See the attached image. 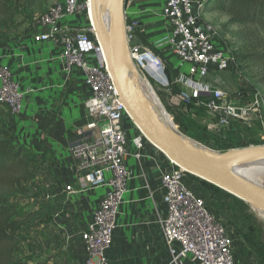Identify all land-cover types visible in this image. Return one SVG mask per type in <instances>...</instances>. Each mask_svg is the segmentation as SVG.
I'll use <instances>...</instances> for the list:
<instances>
[{
	"label": "crops",
	"instance_id": "1",
	"mask_svg": "<svg viewBox=\"0 0 264 264\" xmlns=\"http://www.w3.org/2000/svg\"><path fill=\"white\" fill-rule=\"evenodd\" d=\"M63 1L56 0L52 5ZM164 2L126 0L125 29L127 39L134 45L164 60L166 74L172 79L188 74L189 66L176 57L168 42L163 41L170 33V26L162 17ZM202 14L203 17L206 14L203 9ZM59 25L68 33L89 27L90 19L88 14L81 12L63 18ZM46 31L47 28L36 23L27 33L0 42V66L9 68L14 81L25 93L18 114L0 105V130L28 148L37 159L31 167L36 174L38 204L48 210L45 216L48 219L41 220L37 237L43 238L44 248L54 253L58 260L73 259L76 264H84L82 233L109 188L90 186L79 168L74 149L90 135L85 103L91 90L81 71L67 69L61 59L59 41L38 42L35 39ZM157 41L163 42L155 45ZM215 44L220 46L217 40ZM200 81L224 91L237 105H247L251 101L249 81L240 72L213 71ZM124 125L130 177L119 208L113 243L105 256L108 264H172L159 222L167 214L161 172L168 166L169 158L145 137L143 147L137 150L134 145L139 135L137 126L128 116L124 118ZM238 259V264H256L252 258ZM184 264L198 262L189 258Z\"/></svg>",
	"mask_w": 264,
	"mask_h": 264
},
{
	"label": "built area",
	"instance_id": "2",
	"mask_svg": "<svg viewBox=\"0 0 264 264\" xmlns=\"http://www.w3.org/2000/svg\"><path fill=\"white\" fill-rule=\"evenodd\" d=\"M204 2L165 0L162 9V17L170 26V33L163 41L168 42L176 57L189 66L188 74L175 77L174 82L182 86L178 96L185 105L205 106L221 130L230 129L234 122H239L259 126L264 134V98L261 89L254 88L249 82L248 91L252 92L250 103L237 105L224 91L200 81L213 71L225 72L237 67L232 51L223 46L213 25L204 19ZM81 12L88 14L89 27L64 32L59 22ZM37 24L47 28V31L35 39L38 42L59 41L62 46L61 59L67 69L77 68L81 71L91 90V96L85 103L90 135L74 149V154L90 186H106L109 190L82 233L84 264H108L105 251L113 243L119 208L130 177L124 125V118L128 114L120 101L104 50L92 25L90 0H65L52 5L40 16ZM129 28L132 32V28ZM215 40L220 46L215 44ZM163 41H157L155 45ZM127 55L142 75L147 74L164 89L171 88L173 83L166 74V64L162 58L150 50H142L129 38ZM24 97L25 93L14 81L9 68L0 66V104L7 106L12 114H18ZM137 129L139 135L134 139V145L140 150L145 136L138 126ZM168 160V166L161 172L167 214L159 222L172 264H184L189 258L198 264H238L237 248L240 242L233 224L197 193L192 186V174Z\"/></svg>",
	"mask_w": 264,
	"mask_h": 264
},
{
	"label": "trees",
	"instance_id": "3",
	"mask_svg": "<svg viewBox=\"0 0 264 264\" xmlns=\"http://www.w3.org/2000/svg\"><path fill=\"white\" fill-rule=\"evenodd\" d=\"M208 1V4L205 2L203 4L204 12L213 5L211 11L228 16L225 26H239L251 30L248 37H244L241 45L237 48L233 47L234 65L237 66L234 71L245 74L244 76L251 80L253 87L260 89L258 86H264V35H262L264 33V0ZM43 2L44 0H0L1 28L14 26L19 8L31 11L42 8ZM222 42L226 47L227 43ZM262 93L264 98V88ZM248 95L251 96L252 92L249 91ZM194 107L197 117L208 114L205 106L194 104ZM186 118L184 119L187 125L184 124L182 128L189 131L192 138L214 149L227 151L257 143L253 131L257 129V126L234 122L227 130H219L215 127L209 129L207 125H203L190 116ZM36 160L28 148L17 144L10 134L0 130V264H76L73 259H68L66 262L58 260L54 253L45 250L37 254L36 258L16 259L15 257L19 246L28 240L24 230L29 220L28 216L21 218L18 206L5 200L18 194L29 193L30 186H36V174L31 167ZM202 181L208 184L207 181ZM211 186L214 190L221 189L213 184ZM223 193L228 192L223 191ZM229 194L220 204L217 198L213 203L243 236L247 246L254 251L260 263L264 264V241L259 233V222L249 205ZM41 210L44 213L48 211L46 207H41Z\"/></svg>",
	"mask_w": 264,
	"mask_h": 264
},
{
	"label": "water",
	"instance_id": "4",
	"mask_svg": "<svg viewBox=\"0 0 264 264\" xmlns=\"http://www.w3.org/2000/svg\"><path fill=\"white\" fill-rule=\"evenodd\" d=\"M208 3L209 1L205 0V4ZM125 4L126 0L114 1L110 24L106 22L101 0H90V15L93 28L104 50L120 101L124 104L130 119L138 126L144 136L175 164L193 176L241 199L253 210L264 212V188L223 168L225 163L237 162L249 157L264 156V145L233 148L223 152L212 150L215 155H203L197 149L189 146L185 141L187 136L179 133L177 129H175L176 131L169 129L154 116L146 103L137 97L125 77L121 51L118 45L119 39L124 35L127 41L124 53L128 57Z\"/></svg>",
	"mask_w": 264,
	"mask_h": 264
},
{
	"label": "rangeland",
	"instance_id": "5",
	"mask_svg": "<svg viewBox=\"0 0 264 264\" xmlns=\"http://www.w3.org/2000/svg\"><path fill=\"white\" fill-rule=\"evenodd\" d=\"M55 2L56 0H50V1L44 0L43 2L44 5L42 6V8H35L31 11L19 8L17 15H16V19L14 21V26L3 27V28H1L0 26V42L9 41L20 35H23L24 33H27L30 28L34 27V25L37 23L40 16L45 14L48 11V9L52 6V4H54ZM213 7H214L213 5L209 6V9L206 12L204 17L206 21L209 22L211 25H213V27L215 28L219 41L220 42L224 41L225 44L227 43L226 48L233 51L234 48H237L239 45L243 43L244 37H248V34H250L251 30L249 28H243L239 26H225L228 16L224 14H220L217 11H211ZM262 35H264V33H262ZM142 78L143 79L145 78L146 81L151 85V87L154 89L155 93L158 95V98L160 100L159 102L154 97V94L149 95V93L147 92L148 94L147 97L149 98L148 101H149L150 107L153 110V112L164 121L172 120V122L175 124V127L179 133L192 138L189 135V131H185L182 128L184 124L187 125L186 116H190L196 119L197 121H199L200 123H202L203 125H207L209 129L215 127L221 130L219 126L217 125V122L213 116L206 113L205 116L203 115L201 117H197L195 115V110H194L196 106L194 107V104L185 105L181 101L178 94L180 93V89L182 86L176 84L174 82L175 80L174 78L170 79L173 84L171 85V88L169 89H164L160 87L147 74L142 75ZM246 78L251 83V80L248 77ZM258 87L261 90H263L264 88V86L262 85ZM256 128L258 130L256 129L253 131H254V138L257 140V143L252 144L248 147L264 145V134L260 130L259 126H257ZM207 147L212 150L218 151V152H223V151L214 149L210 146H207ZM240 148H245V147H240ZM191 182H192V186L197 191V193L206 199L207 203L211 206V208H213L214 210L220 213L217 206L214 205L213 201L215 198H217L218 203L220 204L222 199L226 197L227 194L229 193L224 194L223 189L214 190L213 188H211L212 187L211 184L209 183L207 184L206 182L198 179L195 176L191 177ZM30 187H31V192L26 193V194H18V195H15L14 197H11L5 200L6 202L13 203L14 205L18 206L21 218H26L28 216V220H29V224L25 227V230H24L26 232V236L28 237V240L19 246V249L15 254L16 259H24L27 257L36 258L37 254L41 253L42 250L49 252L47 249L44 248L45 246H43L44 244L43 238H41L40 240L37 237V234L39 233L40 227H41V224H40L41 220L42 221L47 220L48 216L45 217L46 213H44L41 210V205L38 204L37 187L34 185ZM238 200L242 201L241 199H238ZM251 210L259 222V233L261 235L262 240L264 241V218L259 215L257 210H253L252 208ZM237 234L239 236V242H240V246L237 248L238 257L252 258L254 259L256 264H261L260 260L258 259L257 255L254 253V251L251 250L247 246L243 236L238 231H237ZM62 261L64 262V260Z\"/></svg>",
	"mask_w": 264,
	"mask_h": 264
},
{
	"label": "bare ground",
	"instance_id": "6",
	"mask_svg": "<svg viewBox=\"0 0 264 264\" xmlns=\"http://www.w3.org/2000/svg\"><path fill=\"white\" fill-rule=\"evenodd\" d=\"M114 1L115 0H101L102 10H103L107 24H110V21H111ZM126 42L127 41L125 39V36L122 35L118 41V45L121 51L125 77L129 85L131 86L135 94L137 95V97L141 101L146 103V105L151 109L149 101H148L149 98L147 97L148 96L147 92L149 93V95L154 94V97L159 102L160 100L158 98V95L155 93L154 89L151 87V85L146 81L145 78H144L145 80L142 78V74L139 72V69L125 55L124 50H125ZM151 112L169 129L176 131L175 124L172 122V120L164 121L161 118H159V116H157L153 112L152 109H151ZM185 141L189 144V146L197 149L203 155H206V156L215 155L212 149L208 148L207 146L203 145L202 143L190 137L189 138L186 137ZM223 168L237 176H240L241 178H244L245 180L261 188H264V184H263L264 183V156L249 157L241 161L225 163L223 164ZM257 212L259 213L260 216L264 218L263 211L257 210Z\"/></svg>",
	"mask_w": 264,
	"mask_h": 264
}]
</instances>
